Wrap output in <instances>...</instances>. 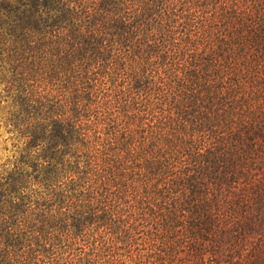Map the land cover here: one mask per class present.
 <instances>
[{"label": "trees", "instance_id": "obj_1", "mask_svg": "<svg viewBox=\"0 0 264 264\" xmlns=\"http://www.w3.org/2000/svg\"><path fill=\"white\" fill-rule=\"evenodd\" d=\"M0 264H264V0H0Z\"/></svg>", "mask_w": 264, "mask_h": 264}, {"label": "rangeland", "instance_id": "obj_2", "mask_svg": "<svg viewBox=\"0 0 264 264\" xmlns=\"http://www.w3.org/2000/svg\"><path fill=\"white\" fill-rule=\"evenodd\" d=\"M6 107V104L0 105V121L3 116L4 108ZM13 147H12V141L10 139V135L7 133L5 127H2L0 129V159L1 162L6 161L8 157L12 154Z\"/></svg>", "mask_w": 264, "mask_h": 264}]
</instances>
